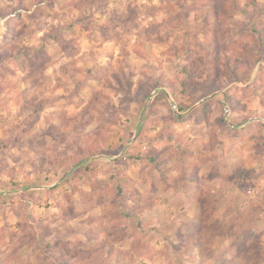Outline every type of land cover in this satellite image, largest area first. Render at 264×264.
I'll return each mask as SVG.
<instances>
[{"label": "rangeland", "instance_id": "374dc122", "mask_svg": "<svg viewBox=\"0 0 264 264\" xmlns=\"http://www.w3.org/2000/svg\"><path fill=\"white\" fill-rule=\"evenodd\" d=\"M239 1L0 0V264H264V0Z\"/></svg>", "mask_w": 264, "mask_h": 264}, {"label": "trees", "instance_id": "16d2710c", "mask_svg": "<svg viewBox=\"0 0 264 264\" xmlns=\"http://www.w3.org/2000/svg\"><path fill=\"white\" fill-rule=\"evenodd\" d=\"M229 2H227V4H226V7H227V12H228V9H230V7H231V9H236V8H238V9H240V10H242L243 11V7L244 6H242L241 5V3H240V1L239 0H228ZM250 4H252L253 6H255V8H256V12H254V13H257V11H260L259 10V7H257L258 6V0H250ZM225 6V5H224ZM212 7H214V10L216 11L218 8H217V6H215V4H214V6H212ZM225 7V8H226ZM245 12V14H247V15H249V18L250 17H254L255 15H254V13H252V12H248L247 13V10L246 11H244ZM216 13V12H215ZM218 14H219V10H218ZM262 15V14H261ZM215 18H216V22H217V19H220L219 18V15H218V17L216 16V14H215V16H214ZM253 19V18H252ZM219 21V20H218ZM225 21V20H224ZM256 20H254V21H252L253 23L255 22ZM227 22V21H226ZM218 24H216V26H217ZM256 29V28H255ZM257 30H258V28H257ZM190 71L192 72V70L190 69ZM190 72V74H192ZM127 91L129 92V93H133V87H132V83H130V84H128V86H127ZM211 90H212V88H211ZM182 109H183V106H182ZM83 152L85 151V149L84 150H82ZM90 156H91V153H90ZM86 160V159H85ZM85 160H83V159H81V160H79L78 162H75V166H79V165H82V163L85 161ZM123 186L122 185H119V189H120V193H121V191L123 190ZM80 192L82 193V195H85L86 194V192L84 191V190H80ZM194 229H196V230H198V228H194ZM106 255H101V258H102V261H104V260H107L106 259V257H105ZM67 262H65V260L64 261H61L60 262V264H66ZM81 263V262H80Z\"/></svg>", "mask_w": 264, "mask_h": 264}, {"label": "crops", "instance_id": "0c3cea01", "mask_svg": "<svg viewBox=\"0 0 264 264\" xmlns=\"http://www.w3.org/2000/svg\"><path fill=\"white\" fill-rule=\"evenodd\" d=\"M61 55H62V54H61ZM56 58H57V59H55V60H56V61H55L56 64L60 63V61H61L62 59L60 60V59H59L60 57H56Z\"/></svg>", "mask_w": 264, "mask_h": 264}]
</instances>
